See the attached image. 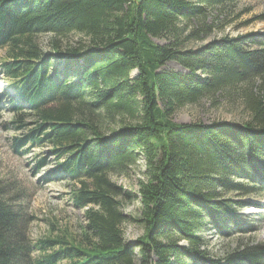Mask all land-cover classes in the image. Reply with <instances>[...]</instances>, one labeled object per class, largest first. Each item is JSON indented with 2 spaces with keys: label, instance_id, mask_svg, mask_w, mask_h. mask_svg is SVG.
I'll return each instance as SVG.
<instances>
[{
  "label": "trees",
  "instance_id": "1",
  "mask_svg": "<svg viewBox=\"0 0 264 264\" xmlns=\"http://www.w3.org/2000/svg\"><path fill=\"white\" fill-rule=\"evenodd\" d=\"M237 1L0 0V76L18 130L34 125L13 148H50L45 183H71L85 221L79 239L32 240L31 198L0 179V264H264V244L220 259L205 249L208 230L252 232L236 198L264 192V35L204 42L235 20ZM70 33L86 43L45 54L36 42ZM235 93L242 123L173 122ZM141 158L136 194L110 180ZM134 200L137 219L122 210ZM129 220L143 232L133 242Z\"/></svg>",
  "mask_w": 264,
  "mask_h": 264
},
{
  "label": "rangeland",
  "instance_id": "2",
  "mask_svg": "<svg viewBox=\"0 0 264 264\" xmlns=\"http://www.w3.org/2000/svg\"><path fill=\"white\" fill-rule=\"evenodd\" d=\"M234 10L238 16L225 28L224 32H214L204 42L224 35L228 37L248 34L264 35V0H238ZM36 42L45 54H51L54 44H58L61 49H66L72 46L78 47L80 43H86V40L80 34L70 33L65 36L39 35L36 37ZM6 59L5 50L0 49V62ZM165 69L180 71L173 62L167 63ZM9 95L8 88L0 76V179L21 185V189H24L31 198L29 212L35 218L29 228V237L32 240L60 237L64 233L79 239L85 221L83 210H78L70 204L71 183L65 181L45 183L44 180L47 172L55 167L54 156L48 153L50 148L44 146L28 149V146H24L17 149V152L13 148L14 140L21 138L34 125L18 130L17 116L9 108ZM244 119L245 113L240 107L236 93L231 98L224 94L216 96L215 100L202 99L195 105L181 108L173 115V122L176 124L242 123ZM25 122L33 123V120L26 117ZM42 158L45 161L37 168V162ZM144 165L145 162L141 158L138 164L128 171L111 174L109 178L116 185L136 194L138 181L144 180ZM236 199L243 203L240 214L249 221L248 228H252V232L231 236L221 235L212 229L205 232V249L215 259L224 257L239 245L264 244V192ZM139 207L138 200H134L130 204L123 205L122 210L129 217L137 219ZM121 231L128 242H133L143 233L141 227L132 220L126 221L121 226Z\"/></svg>",
  "mask_w": 264,
  "mask_h": 264
}]
</instances>
